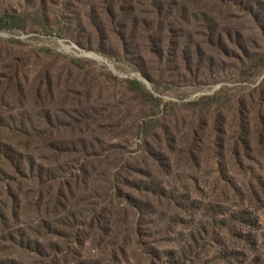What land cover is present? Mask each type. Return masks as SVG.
Here are the masks:
<instances>
[{
    "label": "rangeland",
    "instance_id": "374dc122",
    "mask_svg": "<svg viewBox=\"0 0 264 264\" xmlns=\"http://www.w3.org/2000/svg\"><path fill=\"white\" fill-rule=\"evenodd\" d=\"M126 1L0 0V112L14 127L47 128L48 115L54 126L48 141H21L28 149L24 172L30 178L42 172L45 179H68L79 201L88 185L103 196L113 176L124 185L128 177L148 185L154 179L165 190L181 187L209 204L217 198L213 182L220 172L213 162L216 140L209 136L211 164L201 173L186 167L177 146L219 114L216 106L207 111L197 106L202 98L221 92L223 99L233 98L225 108L231 127L233 109L264 89V0ZM154 2L162 5V14ZM253 59L257 70L248 78L251 71L241 62ZM135 81L147 94L131 91ZM39 142L60 149L50 151ZM173 147L178 162L172 160ZM151 153L164 157L172 171L153 164ZM7 172L16 179L15 192L37 191L40 181ZM114 200L103 201L104 217L113 212ZM91 206L86 201L82 212ZM85 243L79 253L93 259L94 246ZM162 248L177 252L179 245L173 241ZM121 264L135 261L128 257Z\"/></svg>",
    "mask_w": 264,
    "mask_h": 264
},
{
    "label": "trees",
    "instance_id": "16d2710c",
    "mask_svg": "<svg viewBox=\"0 0 264 264\" xmlns=\"http://www.w3.org/2000/svg\"><path fill=\"white\" fill-rule=\"evenodd\" d=\"M154 3L155 12L162 14V5ZM261 15L256 16L260 21ZM241 63L243 70L251 71L248 78L252 77L256 60ZM130 85L131 91L147 94L143 84L135 81ZM257 90L249 96L250 103L244 101L233 109L231 127L225 108L233 98L223 99V92L202 98L197 106L206 107L205 111L216 106L219 114L214 120L205 119L203 127L186 134L177 146L186 167L201 173L203 166L211 164L207 161L209 136L216 140L213 162L220 172L213 182L217 198L209 204L181 192V187L165 190L154 179L148 185L130 182L128 177L124 185L113 176L105 183L107 188L102 187L103 196L87 181L89 191L82 201L76 200L68 179H45L42 172L30 178L23 169L28 149L20 143L48 141L47 132L51 134L54 128L50 115L47 128L30 124L27 129L24 124H6L1 111L0 264H121L128 257L135 264H264V89ZM38 145L50 151L60 149L51 142ZM177 148H172L174 162H178ZM150 159L163 165L164 171H172L161 155L151 153ZM7 170L31 182L40 181L37 191L15 192L12 182L16 179ZM128 184L131 189L126 192L123 187ZM195 184L199 186L200 181L196 179ZM115 197L122 202L116 204ZM109 200H114L115 208L104 217L103 201ZM86 201L92 210L84 214L81 206ZM179 229L186 231L185 237ZM85 241L94 246L93 259L79 253L86 247ZM173 241L179 245L177 252L162 248Z\"/></svg>",
    "mask_w": 264,
    "mask_h": 264
}]
</instances>
